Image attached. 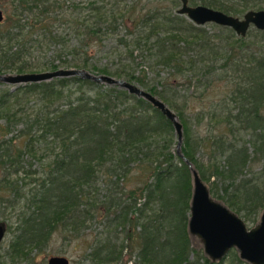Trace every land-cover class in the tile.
<instances>
[{
  "label": "trees",
  "instance_id": "obj_1",
  "mask_svg": "<svg viewBox=\"0 0 264 264\" xmlns=\"http://www.w3.org/2000/svg\"><path fill=\"white\" fill-rule=\"evenodd\" d=\"M156 1L165 5L9 0L12 15L0 24V74L84 68L156 95L176 111L181 153L212 197L255 224L264 208V31L210 32L174 11L180 0ZM188 1L235 16L251 0ZM141 65L154 77L138 71ZM168 81L200 93L223 82L218 105L194 116L193 127L207 121L204 137L194 134ZM43 82L0 89V190L17 199L19 183L33 184L13 252L25 255L58 229L77 234L95 223L102 229L86 254L93 264H126L125 249L135 264H221L225 258L212 263L190 245L191 173L172 149L170 121L116 85L78 76ZM204 144L202 162L196 151ZM25 155L44 165L26 169ZM134 179L139 183L129 187ZM228 257V264H248L233 249Z\"/></svg>",
  "mask_w": 264,
  "mask_h": 264
},
{
  "label": "water",
  "instance_id": "obj_2",
  "mask_svg": "<svg viewBox=\"0 0 264 264\" xmlns=\"http://www.w3.org/2000/svg\"><path fill=\"white\" fill-rule=\"evenodd\" d=\"M180 1L178 14L186 16L196 25L214 23L231 28L236 35L241 37H244L251 27L264 31V9L247 10L240 18L205 5H191L188 0ZM2 20L3 12L0 10V22ZM70 76H78L97 84L116 85L125 89L129 94L143 98L169 120L177 136L175 152L184 160L191 173L192 192L187 224L189 236L200 239L203 252L212 263L223 260L231 249H235L240 260L248 264H264V208L256 223L248 228L238 214L223 202L212 197L197 169L181 153L182 124L175 112L156 95L123 78L95 74L84 68L59 67L47 71L0 74V82L25 85ZM3 234L4 229L0 224V240ZM46 264H70V261L63 255H53L48 258Z\"/></svg>",
  "mask_w": 264,
  "mask_h": 264
},
{
  "label": "rangeland",
  "instance_id": "obj_3",
  "mask_svg": "<svg viewBox=\"0 0 264 264\" xmlns=\"http://www.w3.org/2000/svg\"><path fill=\"white\" fill-rule=\"evenodd\" d=\"M8 1L9 0H0V9L3 12V20L0 22V24L7 22L8 18L11 17L12 15L11 11L13 9V5H11ZM70 1L73 0H67L65 5H68ZM154 3L160 6L165 5L162 4V2L160 3L157 2L156 0H154ZM180 4L181 2L179 1L178 6L174 7V11L180 7ZM189 4L193 5L190 2ZM258 9H264V0H251L248 3V5L243 9V11L235 16L241 18L242 15L247 10H258ZM65 10L69 12L70 9L65 7ZM197 26H205L210 32H212V30L217 31L219 27V25H216L214 23H207L205 25H197ZM256 30L258 29L251 27L249 29V32L250 31L256 32ZM248 35L246 36V38H251V36ZM140 69L144 70V72L147 74V77L149 79L154 77V72L151 71L149 68H147L146 65H141L137 68L138 71H140ZM47 70H51V69H42L40 71H47ZM10 74H15V72H11ZM161 75L163 77H166L167 72H161ZM168 84L172 85V87L174 88V90L171 93L178 94L177 95L179 96L177 100L178 105L182 110L185 111V116L187 117L189 124L192 123L194 134L200 137H204L207 134V132L210 130L209 126L207 125V121L203 120L199 125L193 127V124L195 122L194 116L200 111L207 112L211 108H215L218 105V103L224 97V94L226 92V87L224 86L223 82L215 83L212 86L213 88H210L208 91L206 90L207 92L205 93H200V89H196L193 86V84L189 86L185 84L173 86V83H171V81H168ZM17 86L20 85H13V84L0 82V89L8 88L12 90ZM157 88L160 90L163 88V85L159 83L157 84ZM180 96H184V98ZM172 111L175 112L176 114L175 110L172 109ZM173 137H174L173 138L174 143L172 145V149L175 152L177 136L175 135L174 130H173ZM16 145L21 147L23 144L21 141H17ZM204 148H205V144L199 146L196 151V156L199 159L200 158L203 159L201 160L202 162H204V157H205ZM22 160L24 161V163L21 164L25 165L26 169L29 165L31 166L32 169H39L42 165H44L39 160L33 159L26 155L25 157H23V159H21V161ZM252 168H254L255 170H259L261 168V164L254 163L252 165ZM2 175H3V171L0 166V178L2 177ZM138 183L139 182L137 181V179H134L130 184H128V186L133 187ZM206 184L210 189V184L208 183ZM19 185L22 186V189L20 191V197L19 198L17 197V199H14L13 194L7 193L4 190H0V224L3 226L4 229L3 237L0 240V264H46L48 258L53 255L65 256L66 258L69 259L70 264H93L88 259L86 254L90 250V245L94 241L95 234L100 232L102 229L101 226L99 227V225H96L95 223L89 225L88 228L79 229L77 234L70 233L68 229L66 230L64 228L58 229L52 234L48 243L45 246L41 247L40 249H26L24 251V253H26L25 255L21 256L13 252V250L11 249V243L14 241V237L17 233L16 230L20 223V219L22 218V215L27 209L28 197L30 195L29 190L33 186V184L28 183V179H26V184L19 183ZM253 225L254 224L252 223L247 224L248 228L252 227ZM190 245L192 248H194L195 250L200 252L203 256H205L202 248V243L199 238L190 237ZM233 251L237 254L235 249H233ZM123 253L125 254L123 260L127 262L126 264H135L133 256L129 257L127 249H125ZM229 253L230 251L228 252V254ZM228 254L226 255L225 259L222 261L221 264L229 263Z\"/></svg>",
  "mask_w": 264,
  "mask_h": 264
},
{
  "label": "bare ground",
  "instance_id": "obj_4",
  "mask_svg": "<svg viewBox=\"0 0 264 264\" xmlns=\"http://www.w3.org/2000/svg\"><path fill=\"white\" fill-rule=\"evenodd\" d=\"M77 77V76H76ZM66 78V77H65ZM44 83V82H43ZM184 144V143H183Z\"/></svg>",
  "mask_w": 264,
  "mask_h": 264
},
{
  "label": "flooded vegetation",
  "instance_id": "obj_5",
  "mask_svg": "<svg viewBox=\"0 0 264 264\" xmlns=\"http://www.w3.org/2000/svg\"><path fill=\"white\" fill-rule=\"evenodd\" d=\"M181 2V1H180Z\"/></svg>",
  "mask_w": 264,
  "mask_h": 264
}]
</instances>
